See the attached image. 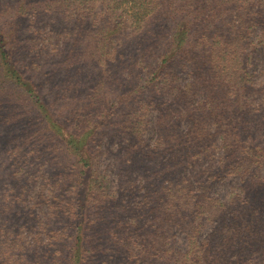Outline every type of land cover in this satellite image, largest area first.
Returning <instances> with one entry per match:
<instances>
[{
	"label": "trees",
	"instance_id": "trees-1",
	"mask_svg": "<svg viewBox=\"0 0 264 264\" xmlns=\"http://www.w3.org/2000/svg\"><path fill=\"white\" fill-rule=\"evenodd\" d=\"M23 17L30 55L54 57L64 97L83 103L78 132L56 126L33 73L42 65H19ZM260 46L264 0H0V100L18 88L75 160L37 169L46 224L65 220L50 264H264L253 257L264 250V80L250 70ZM109 128L119 187L101 166ZM30 152L14 160L19 173Z\"/></svg>",
	"mask_w": 264,
	"mask_h": 264
},
{
	"label": "rangeland",
	"instance_id": "rangeland-1",
	"mask_svg": "<svg viewBox=\"0 0 264 264\" xmlns=\"http://www.w3.org/2000/svg\"><path fill=\"white\" fill-rule=\"evenodd\" d=\"M22 19L16 43L18 52L16 57L19 59V65L24 66L33 61L42 65L33 73L35 81L41 85L40 92L45 94V100L52 104L56 126L66 133L78 132L81 128L82 114L76 111L72 113V111L75 106L77 108L83 103L77 102L74 96L64 97V88L68 84L66 83L67 71L60 65H54V57L48 58L45 54L43 58L30 55L28 50L31 36L30 18ZM36 23L39 22L36 21ZM250 70L257 79L264 80V48L262 46L253 51ZM186 78L183 75L182 79ZM6 92L11 93L12 98L0 100V105L3 106V108L0 107V264H50V255L57 248L53 245L55 231L64 226L65 220L63 217L60 220L53 218L46 224L47 203L43 198H39L42 193L39 191L41 178L38 175L42 172H38L37 169L43 166V170L47 171L57 162L72 168L75 160L65 150V143L56 149L57 139L53 136V129L47 127L45 114L39 109L35 110L36 105H29L30 99H27V96H16V93L20 94L18 88H8ZM25 107H27L26 110ZM151 118L154 122V114ZM105 132L107 135L101 146H104V149L110 147L112 153L101 158V166L109 168L114 186L119 187L122 183H126L127 179H120L115 173L118 167L115 152L118 146L116 143L118 135L114 128H109ZM151 135L152 132L147 133V137ZM14 146L20 148L21 154L31 151L23 159L25 171L22 173H19L17 167L13 165L14 160L21 155H16V151H10L14 149ZM236 183H238L237 177H230L223 180L215 188V192L222 199H227L231 187ZM23 185H27L26 189H23ZM22 191L25 192L23 196L19 195ZM65 216H67L66 212ZM64 218L67 219V217ZM42 220L44 224L41 223ZM101 223V230L107 229V224L104 221ZM207 230L208 227L205 226L203 232ZM67 240V238L62 240L58 248L66 247ZM109 244L107 241L104 242L106 251ZM176 244L181 250H185L187 243L182 233L177 234ZM253 257L262 260L264 250L259 249ZM101 259L105 258L101 257ZM114 262L115 259L109 261V264Z\"/></svg>",
	"mask_w": 264,
	"mask_h": 264
}]
</instances>
